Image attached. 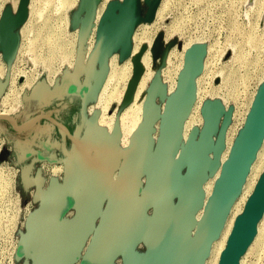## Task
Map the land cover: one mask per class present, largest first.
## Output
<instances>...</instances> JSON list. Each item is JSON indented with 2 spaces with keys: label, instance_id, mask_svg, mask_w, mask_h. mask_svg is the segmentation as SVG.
<instances>
[{
  "label": "water",
  "instance_id": "obj_1",
  "mask_svg": "<svg viewBox=\"0 0 264 264\" xmlns=\"http://www.w3.org/2000/svg\"><path fill=\"white\" fill-rule=\"evenodd\" d=\"M29 0H20L15 14L4 13L0 20V53L4 60H14L19 43L16 27L28 14ZM160 0H150L145 20L150 22ZM140 0L110 3L102 15L94 51L84 67L81 85L71 83L69 91L81 97H96L106 72V60L118 48L124 57L130 49L132 21ZM93 14L82 23L90 31ZM16 34V36L14 35ZM162 41L155 38L152 59H158ZM204 49L193 46L185 53L184 67L178 78L176 94L165 101L158 118L154 99L164 95L158 79L149 87L143 107V121L131 138L127 151L119 157L114 152L118 135L110 137L96 131L95 120L83 129L71 130L50 115L31 116L18 124L13 117L0 114L15 131H24L40 119H48L63 129L74 143V157L80 171L67 158L61 184L50 181L33 195L37 205L25 220L26 231L18 239L15 260L30 258L32 264H203L212 242L217 238L225 217L237 197L249 166L264 137V84L257 92L244 125L235 137L228 158L221 165L217 181L199 220L195 215L203 205L202 184L218 168L224 148V132L230 115L217 104L202 110L205 127L194 140L190 133L178 153L183 123L194 102L193 78L202 67ZM96 62L101 75L92 83ZM134 75L139 76L138 59ZM78 69L76 73H79ZM6 85L0 81V99ZM133 85L125 92L122 106L131 99ZM159 119L157 138L152 126ZM221 120V122H220ZM214 135H216L214 139ZM85 151L77 154V145ZM89 161V165L87 162ZM87 165V166H86ZM117 171L116 180L111 177ZM39 179V180H38ZM40 181V178H37ZM73 210L70 217L64 214ZM264 211V173L244 210L236 218L218 264H238L252 241L259 217ZM144 246L143 252L137 251Z\"/></svg>",
  "mask_w": 264,
  "mask_h": 264
},
{
  "label": "rangeland",
  "instance_id": "obj_2",
  "mask_svg": "<svg viewBox=\"0 0 264 264\" xmlns=\"http://www.w3.org/2000/svg\"><path fill=\"white\" fill-rule=\"evenodd\" d=\"M19 1L0 0V20L4 13L15 14ZM101 2L36 0L33 9H29V16L15 29L19 43L14 60L6 61L0 53V64L3 66L0 81L6 85L7 91L3 102L0 101V112L5 110L18 124L31 116L50 115L67 125L71 132L76 126L83 129L89 120L97 122L103 111L106 93L114 82L112 78L98 98L108 76V59L103 83L96 97L88 95L84 106L78 93L69 91V85L82 84L88 58L99 48L94 39L89 54H86L88 43L96 38L99 21L96 26L94 22ZM113 2L117 3L110 1L104 6L102 15ZM149 2L140 0L132 21V36L136 33L137 37H143L136 56H130L132 40L124 57L121 56V48L113 52L117 68L123 66L129 57L132 62L133 59H140L149 47V39L159 37L162 41L161 53L158 59L152 61L153 67L136 105L142 102L143 96L147 99L150 85L158 79L164 95L158 92L154 103L162 107L168 93L167 86L162 84L161 72L166 68L169 53L171 50L174 52L172 62L176 66L184 67L185 47L198 43L204 54L201 70L193 78L199 89L193 113L197 126L188 130L189 135H199L206 117L202 110L211 103L222 106L224 113L230 115L225 132L232 128V142L244 125L254 97L264 84V0H160L163 8L151 23L145 20ZM93 10L92 27L90 31L83 32L82 23L91 18ZM26 23L28 27L23 33L21 29ZM130 67L120 81L125 83L124 91L139 78L132 72L131 62ZM78 69L81 71L76 73ZM22 73L24 77L20 78ZM100 75L96 62L92 83ZM122 110L121 103L112 99L107 116L114 114L117 119ZM116 126L115 122L113 132L117 131ZM74 154V143L48 119H40L24 131H15L10 123L0 120V264H6L8 250H13L15 242L26 231L24 217L37 205L33 201L35 190L38 187L44 189L51 180H62V172L58 170L62 164L60 158L70 159L80 171ZM260 158L262 168L257 183L264 173V147ZM53 169H57L54 176ZM72 212L70 209L64 216L70 217ZM259 227L260 236L245 253L241 264H264V219ZM136 249L143 252L144 246ZM25 259L18 258L15 264H24ZM27 261L32 264L30 258ZM116 264H120L119 259Z\"/></svg>",
  "mask_w": 264,
  "mask_h": 264
},
{
  "label": "bare ground",
  "instance_id": "obj_3",
  "mask_svg": "<svg viewBox=\"0 0 264 264\" xmlns=\"http://www.w3.org/2000/svg\"><path fill=\"white\" fill-rule=\"evenodd\" d=\"M110 1H116L117 3L118 2L120 3L122 0H102L100 6L98 7V9L96 11V17H95V22H94L95 26L98 23V21H100V19H101L100 17H102L101 15H102L104 6ZM35 2H36V0H29L27 17L29 16V9L30 8L33 9ZM162 5H164V4L162 2H159L158 7L156 9V12L154 14V18H156V15L163 8ZM154 18H153V20H154ZM153 20L150 21L149 23L153 22ZM27 27H28V23L24 24V26L21 29L23 31V33H25V31L27 30ZM97 28H98V26H97ZM94 31H95V28H94ZM94 31L92 33H94ZM96 32H97V30H96ZM136 35L137 34L135 33V34H133V36L131 35V38H130V40L133 41V47H132V51H131V55H130L131 58L136 56V54L138 53V50H139L138 47L140 46L141 42L143 41V37H137ZM90 36H92V35H90ZM94 39H96V38L93 37L91 42L88 43L89 45L86 49L87 55L90 52L91 44L94 42L93 41ZM134 40H137V41L134 42ZM148 41H149L148 49L140 57V59H138V69H139L140 74H139V76H137L139 78L137 79L135 84L134 85L132 84L133 85V91H132L131 99L128 102V104H126L125 106H122V101H123V98H124L126 91H124L125 83H120V81L125 76V73L130 71L129 70V68L131 69L130 62L132 64V72L134 73V63L132 62V59L130 57L124 61V63L122 64L123 66H118L117 68L114 66L115 55L112 53L107 58L108 59V61H107L108 76H107L106 81H105L104 85L101 87L99 94H98V98H99L101 96V94L105 91L107 83L112 78H114V82H113L112 86L109 88L108 92L106 93V99L104 102L103 111L99 115V118L96 122L95 127H96V131L104 132V134L108 138L112 135L113 125L116 122V124H117L116 133L118 135V138H117V141L114 145V152L116 155H119L120 158L127 151L131 138L134 137V135L137 133V131H138V129H139V127L143 121V107H144L146 98H145V96H143L142 102L139 103L138 105H136V101H137L139 95L141 94V92H142V90H143L144 86L146 85V82L149 78L150 68H151V66L153 67V64H152L153 59H152L151 49H152V46H153L155 39L151 38ZM197 44L198 43L192 44V45L198 46ZM193 46L188 45L187 47H185V51H187L189 49V47L191 48ZM183 51H184V48H183ZM173 53L174 52L171 50V52L169 53L167 60H166V68L163 69L161 72L162 84L167 86L168 98H172L175 96L176 88H177V82H178L177 78H178V75L181 74V72L183 71V65L179 66L177 64V66H176L172 62ZM182 54H183V58H184V52ZM133 61H134V59H133ZM126 65H129V67L125 68ZM2 72H3V66H2V64H0V74H2ZM154 74H155V69H154L153 75ZM19 76H20V78H23L24 74L23 73L19 74ZM193 83H194V88H195V92H194V101H195L197 98L199 89L196 86L197 82L193 80ZM5 91H6V89H5ZM5 91H4V93H5ZM4 93H3V95H4ZM5 97H6V94L4 95L3 100L5 99ZM112 99H116L118 102L121 103V106L123 107L122 113L117 119H116L114 114L113 115L111 114V116H107L108 104L110 103V101ZM0 101H1V99H0ZM252 103H253V101H252ZM164 106H165V103L163 104L162 107H159L156 105V103H154V107L156 109L158 118L163 113ZM251 106H252V104H251ZM220 107L222 109H224L222 106H220ZM195 108H196V106H195V103L193 102L192 107L190 109V112H189L187 118L185 119V121L183 123L181 141H180V144L178 147L177 155L179 154V152L181 151V149L185 145L186 140L189 137V131L188 130L190 128H195L197 126V120H195L196 118L194 117V114H195L194 109ZM5 116H8V115H5ZM204 127H205V119H204L203 126L201 127V129L199 131V134L203 131ZM242 127L240 128V130L242 129ZM158 129H159V119L152 126V136H153L154 140L157 138ZM240 130H239V132H240ZM60 131L64 136L65 135L64 130L60 129ZM231 131H232V128L230 127L224 134V148H223V150L219 156L217 170L212 175H208L206 181L201 186V189H202V192L204 195L203 205L195 215L196 220H199L203 214V209H204L205 203H206L208 197L210 196V194L212 193L214 184L219 177L221 165L228 158L231 146L233 144V141L239 133V132L237 133V135L233 138V141L231 142V138H230ZM198 137H199V135L194 136V140H197ZM84 144L85 143L80 142V144L77 145L78 155H82V153H84V151H85V145ZM263 147H264V137H263V140L260 144V147L258 148V150L254 156V159L252 160V162L249 166V169L246 173L244 181L241 185V189H240L237 197L235 198L234 202L232 203V205H231V207H230V209H229V211L225 217L223 226H222L217 238L212 242L210 249H209V252H208V255L206 256L203 264H218L219 259H220V255H221L222 251L224 250V248L227 244L229 235L232 231L234 222H235L236 218L242 213L248 199L252 196V194L254 192V189H255V186H256V183L258 180V176L260 175V170L262 168V159L260 158V155H261ZM87 165H89V161L87 162ZM63 169H64V164L62 161V164H61L60 168L58 169L60 172H62V175H63ZM56 170L57 169H55L53 171V174H55L57 172ZM116 176H117V171H115L111 177L112 183L116 180ZM61 182H62V180H60V181L57 180L56 183L59 185V184H61ZM30 211H28V213L25 215L24 223H25V220H26L27 216L29 215ZM263 219H264V211H263L262 215L259 217V220L257 222L255 235H254L252 241L250 242V244L248 245L244 254L240 257L238 264L242 263V259L245 256V253L251 248V246L257 241L258 237L260 236L261 230L259 227V223ZM17 246H18V242H15L14 247H13L14 252L16 251Z\"/></svg>",
  "mask_w": 264,
  "mask_h": 264
},
{
  "label": "built area",
  "instance_id": "obj_4",
  "mask_svg": "<svg viewBox=\"0 0 264 264\" xmlns=\"http://www.w3.org/2000/svg\"><path fill=\"white\" fill-rule=\"evenodd\" d=\"M6 264H15V258H14V251L13 250H8V256L7 259L5 260ZM5 264V263H4Z\"/></svg>",
  "mask_w": 264,
  "mask_h": 264
},
{
  "label": "flooded vegetation",
  "instance_id": "obj_5",
  "mask_svg": "<svg viewBox=\"0 0 264 264\" xmlns=\"http://www.w3.org/2000/svg\"><path fill=\"white\" fill-rule=\"evenodd\" d=\"M1 76H3V75L0 74V77H1ZM6 92H7V91H5V94H6ZM5 94H4V95H5ZM4 95H3L2 98H1V103L3 102L2 100H3ZM0 114H2V115H8V116H9V113H6L5 110H4V111H1ZM66 126H67V125H66ZM67 127H68V126H67ZM68 128H69V127H68ZM61 171H62V170H61ZM53 175H54V174H53ZM17 199H18V198H17ZM19 200H20V199H18V201H19ZM34 207H35V206H34ZM34 207H32V209H34ZM78 264H80V263H78Z\"/></svg>",
  "mask_w": 264,
  "mask_h": 264
}]
</instances>
